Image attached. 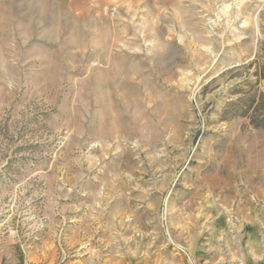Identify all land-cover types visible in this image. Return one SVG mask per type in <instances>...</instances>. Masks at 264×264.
Masks as SVG:
<instances>
[{
  "label": "rangeland",
  "instance_id": "374dc122",
  "mask_svg": "<svg viewBox=\"0 0 264 264\" xmlns=\"http://www.w3.org/2000/svg\"><path fill=\"white\" fill-rule=\"evenodd\" d=\"M256 69L264 0H0V264H264Z\"/></svg>",
  "mask_w": 264,
  "mask_h": 264
},
{
  "label": "trees",
  "instance_id": "16d2710c",
  "mask_svg": "<svg viewBox=\"0 0 264 264\" xmlns=\"http://www.w3.org/2000/svg\"><path fill=\"white\" fill-rule=\"evenodd\" d=\"M252 66V63L249 65ZM257 82L264 81V70L261 72L256 69L254 72ZM242 103L245 107L241 111V116L249 119L250 124L255 128H264V95L262 93H257L256 91L253 94L245 93L242 99L238 101ZM253 108V112L262 111L260 114L248 115L249 110Z\"/></svg>",
  "mask_w": 264,
  "mask_h": 264
}]
</instances>
